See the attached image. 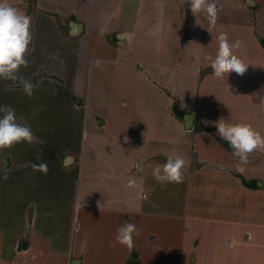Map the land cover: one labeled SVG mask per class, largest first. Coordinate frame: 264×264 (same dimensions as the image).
Wrapping results in <instances>:
<instances>
[{"label":"crops","instance_id":"0c3cea01","mask_svg":"<svg viewBox=\"0 0 264 264\" xmlns=\"http://www.w3.org/2000/svg\"><path fill=\"white\" fill-rule=\"evenodd\" d=\"M9 2L31 18L29 63L19 75L37 86L28 97L18 82L0 80V106H11L43 143L0 151V264H264V151L250 154L240 173L215 127L224 119L264 135V0L219 8L215 25L204 16L196 99L187 106L180 99L176 111L170 93L174 124H149L155 132L146 135L116 123L105 129L107 118L85 104L92 58L129 55L134 35L121 26L131 0ZM70 22L83 23V32L69 35ZM184 27L181 38L192 39ZM222 32L241 43L234 52L248 65L243 76L212 74ZM161 52V67L179 59L174 49ZM169 155L186 160L184 181L161 185L153 168ZM41 161L46 175L31 167ZM129 222L137 228L131 251L115 239Z\"/></svg>","mask_w":264,"mask_h":264},{"label":"rangeland","instance_id":"374dc122","mask_svg":"<svg viewBox=\"0 0 264 264\" xmlns=\"http://www.w3.org/2000/svg\"><path fill=\"white\" fill-rule=\"evenodd\" d=\"M214 2L218 9L235 8L241 0ZM122 10L128 19L121 28L131 30L134 35L129 44V55L124 62L96 61L92 58L89 103L85 101V104L91 112L107 118L105 129L115 126L113 123H116L121 124L120 129H125L129 134L146 135L150 131L155 132L153 127L158 126L160 121L168 127L174 124L175 121L169 116L171 103L167 106L168 101L172 102L169 99L170 93L174 103L176 102V111L180 107V99L185 106L196 99L200 84L199 48L200 36L205 29L204 14L193 15L188 0H131L129 6ZM184 26L190 32L193 31L192 39L181 38ZM167 49L176 50V58H183L187 54L188 58L182 63H178L179 59L170 62L172 67H161V60L166 57L158 53ZM189 55H193V58ZM82 62L83 68L87 70L88 61ZM175 134L174 129L168 138L166 135L155 138L169 139ZM138 144L141 145L142 142ZM135 145L136 143H131L129 147L134 148Z\"/></svg>","mask_w":264,"mask_h":264},{"label":"clouds","instance_id":"9594fccd","mask_svg":"<svg viewBox=\"0 0 264 264\" xmlns=\"http://www.w3.org/2000/svg\"><path fill=\"white\" fill-rule=\"evenodd\" d=\"M193 15L203 13L211 25H215L219 10L214 0H188ZM31 18L12 6L9 0H0V80L18 82L24 94L33 95L37 86L32 81L19 75L22 67H27L29 61L26 56L32 43ZM218 51L211 61L212 74L217 79L235 72L243 76L248 65L234 52L239 49V40L229 43L228 34L222 32L218 35ZM264 102V101H262ZM215 127L220 139L227 141L233 155L238 159L235 170L243 173V165L249 162V156L256 151H264V135L248 123H226L220 119ZM19 143L33 145L43 143L33 133L31 126L18 117L11 106H0V151L10 149ZM39 160L40 158L37 157ZM186 160L181 156L169 155L165 163L153 168L154 178L161 184H180L184 181ZM34 172L47 174L46 162L31 165ZM5 173L3 179H7ZM127 187H133L134 181L130 180ZM137 228L133 223H126L117 229L115 239L117 243L125 246L129 251L134 248V235Z\"/></svg>","mask_w":264,"mask_h":264},{"label":"water","instance_id":"95a60500","mask_svg":"<svg viewBox=\"0 0 264 264\" xmlns=\"http://www.w3.org/2000/svg\"><path fill=\"white\" fill-rule=\"evenodd\" d=\"M70 29H69V35L71 36H77L80 35L83 32L84 26L81 22H70ZM118 38L123 37V35H117ZM183 37L189 38L190 32L187 27H184L183 29ZM183 122L185 124L186 129H191L194 124V112H189L184 115ZM229 145V144H228Z\"/></svg>","mask_w":264,"mask_h":264},{"label":"trees","instance_id":"16d2710c","mask_svg":"<svg viewBox=\"0 0 264 264\" xmlns=\"http://www.w3.org/2000/svg\"><path fill=\"white\" fill-rule=\"evenodd\" d=\"M200 129L202 128V126L199 127Z\"/></svg>","mask_w":264,"mask_h":264}]
</instances>
